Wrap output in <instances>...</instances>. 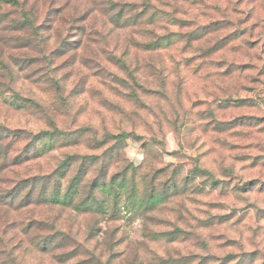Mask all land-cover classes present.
Returning a JSON list of instances; mask_svg holds the SVG:
<instances>
[{
	"label": "rangeland",
	"instance_id": "rangeland-1",
	"mask_svg": "<svg viewBox=\"0 0 264 264\" xmlns=\"http://www.w3.org/2000/svg\"><path fill=\"white\" fill-rule=\"evenodd\" d=\"M19 1L37 19L0 2V264H264V82L222 109L184 73L165 100L134 29L70 20L99 0ZM100 33L129 69L93 55ZM31 190L24 234L10 193Z\"/></svg>",
	"mask_w": 264,
	"mask_h": 264
},
{
	"label": "trees",
	"instance_id": "trees-1",
	"mask_svg": "<svg viewBox=\"0 0 264 264\" xmlns=\"http://www.w3.org/2000/svg\"><path fill=\"white\" fill-rule=\"evenodd\" d=\"M0 2L19 6L23 11L26 7V3L19 0ZM66 7L64 3L62 9L66 10ZM24 13L23 27H36L33 22L36 16L30 11ZM72 19L86 22L82 26L81 36L86 35L87 40L92 36L97 22L104 32L108 29H134L131 32L135 33V37L127 39V48L157 54L159 63L152 60L144 67L154 70L149 84L157 86L155 93L163 94L165 100L169 99L165 93L170 85L176 98L181 97L182 88L186 85V80L181 76L184 73L203 79L208 85L206 99H210L209 104L219 103L221 106L218 107L222 109L228 108L229 102L240 91H252V85L264 82V0H99L96 6L88 5L80 18L78 14H72ZM39 30H35L37 35H40ZM100 35L104 46L92 50L93 55L100 53L111 56L117 62L114 60L110 64L119 69H129L124 57H119L115 52L116 46L111 45L108 34ZM139 66V62H136L135 68ZM172 73L176 74V78L169 83ZM132 79L139 85L136 76ZM52 84L59 93L63 92L60 82L53 81ZM194 108H190L189 114L185 113L186 118ZM174 113L178 114V110H174ZM206 116L215 119L213 110ZM126 136L123 133L117 138L124 140ZM3 157L6 160L8 156ZM75 184L76 181L69 188L72 194L77 186ZM34 192L10 193V200L13 199L10 203L20 198L23 202L17 208L28 211L20 222L24 234L38 222L29 212L34 211L30 206L37 205ZM156 197V194L148 196L150 199Z\"/></svg>",
	"mask_w": 264,
	"mask_h": 264
}]
</instances>
